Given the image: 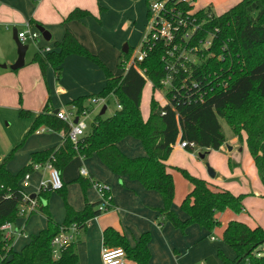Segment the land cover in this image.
I'll list each match as a JSON object with an SVG mask.
<instances>
[{
  "label": "trees",
  "instance_id": "1",
  "mask_svg": "<svg viewBox=\"0 0 264 264\" xmlns=\"http://www.w3.org/2000/svg\"><path fill=\"white\" fill-rule=\"evenodd\" d=\"M87 14V10L77 7L68 13L65 20L78 19ZM30 23L35 21L30 19ZM215 27L217 31L210 47L211 54L193 72L194 76L202 80L199 89L206 91L203 101L195 99L198 89L188 93L190 100L185 94L182 96L184 90L178 92V97L174 99L171 97L173 92H167L166 97L171 104L163 107H159L151 96L149 115L145 120L142 118L140 103L146 79L133 66H129L123 75H113L69 31L64 33L61 41L55 42L58 50L37 49L31 61L37 63L42 72L47 64L50 65L56 78L59 77L63 59L69 54L84 56L102 69L106 77L102 90L90 96H79L69 102L76 108L77 114L89 109L84 102L94 96L107 97L105 105L115 99L120 108L116 107L106 117L96 114L90 123V130L76 143L64 138L57 147L31 152L29 163L16 174H12L4 163L0 164V264H77L74 243L67 246L58 260H54L51 240L62 226L75 223L82 229L86 221L101 213L96 208L101 200L96 203L86 200L81 210H75L66 200V186L63 184L57 190L63 197L65 207L64 219L59 224L52 218L46 204L50 191H40L35 196L38 206L33 212L38 211L44 215L46 226L32 234L19 252L13 251L11 239L4 237L1 226L6 222L14 223L18 217L20 205L24 203V190L19 181L24 174L33 172L32 165L37 162L45 163L49 160L61 172L75 156L89 157L95 153L111 172L137 180L147 190L157 191L163 202L159 212L163 214L165 221L182 232L190 224H197L212 232L220 225L216 213L225 209L235 213L243 210L245 194L234 195L227 189L198 178L183 168L170 167L165 162L177 141L194 143L196 147L205 150H218L225 142L219 122V118H222L239 141L242 140L241 132L245 133L248 151L264 186V0H239L228 10L215 16L203 29L212 30ZM147 51L140 66L146 68V75L154 91L161 88L159 81L164 75L161 60L163 51L159 44ZM131 52L128 48L123 53L120 64L122 67ZM223 82H226V87H222ZM160 111L165 113L161 115ZM39 127H46L54 132H60L65 127L64 121L49 108L48 101L35 116L24 139ZM127 136L138 139L146 155L128 157L122 153L117 143ZM185 148L191 152L194 150L188 144ZM228 165H233L230 159ZM168 168L178 169L191 184L190 191L180 202V209L187 215L184 220L171 208L175 187ZM78 181L83 192L93 183L83 178H78ZM111 203L113 205L112 201ZM102 238L104 245L121 248L127 261L151 264L149 232L142 233L134 245L113 227H106ZM221 240L235 253V258L229 260L218 250L217 257L221 264H264V256L254 255L264 242V228L261 226L250 227L240 220L230 219L222 231Z\"/></svg>",
  "mask_w": 264,
  "mask_h": 264
},
{
  "label": "crops",
  "instance_id": "2",
  "mask_svg": "<svg viewBox=\"0 0 264 264\" xmlns=\"http://www.w3.org/2000/svg\"><path fill=\"white\" fill-rule=\"evenodd\" d=\"M77 7L87 10L88 14L78 19L65 20L68 13ZM146 17V0H0V29H4L8 33L11 43L13 27H16L17 32L25 30L23 27H29L31 31L35 32V25L39 24L50 32L48 40L50 42L39 44L37 43L39 38H37L34 43L37 49L58 50L56 47L53 48L52 44L61 41L64 33L69 31L87 50L95 54L115 76L122 75H116L117 71L113 70L120 54V45H127V50L128 48L132 50L133 45L140 38L139 31H141L142 23ZM30 19L35 23H30ZM9 27H12L11 35L8 32ZM15 59L16 56L11 58V54L6 58L8 62H14ZM25 65L30 66L20 70L16 78H13L19 83L33 81L35 87L39 88L36 115L47 101L50 109H59L79 96L98 93L106 84V77L102 69L96 63L78 54H69L63 59L58 78H56L54 69L48 64L43 72L38 64L32 61L29 64L24 62V67ZM2 67L5 66L2 65ZM150 99L151 97L149 103ZM149 103L146 111L141 110L140 103L144 120L149 115ZM84 105H86L85 102ZM103 106H106V111L107 105ZM103 106L100 107V110ZM38 130L34 132L35 135L46 132H51V134L48 138H41L42 140L34 137L30 139L32 144L29 147V155L20 163L21 165L29 162L31 152L61 145L67 128L64 127L60 132L51 131L46 127ZM241 134V141L238 140L233 146L227 145V147H231V150L225 149L224 144L218 150H206V153H215L213 155H217L221 150L226 152L223 155L224 161L221 163L217 161L216 157H213L212 168L215 172L213 177L206 172L205 166L202 167L200 164L193 171L175 165L176 162L173 159L175 149L185 151L184 155L193 152L181 147L177 144L178 141L172 146L165 161L170 167L183 168L188 173L219 188L227 189L234 195L245 194L244 208L241 212L235 213L228 209L216 213V217L220 221V229L218 228L220 237L230 219L240 220L250 227L259 225L264 228V186L248 151L245 133L242 131ZM117 146L128 157L146 155L140 141L133 137H125L117 143ZM228 159L233 163L232 167H229ZM6 167L12 174H15V170L10 169L7 165ZM81 168L86 170V175L80 173ZM173 169L168 168L171 174ZM60 175L66 186V200L75 210H81L86 200L89 203H96L100 199L94 185L90 184L83 192L78 178L90 182L106 183L109 186L113 202L111 209L89 219L86 221L85 227L80 229L74 242V250L78 258L77 264H93L101 261V251L110 248L103 244L102 234L106 227H113L125 235L131 245H134L142 233L149 232L148 249L151 264H197L210 257L219 259L216 256L218 252V249L215 248L217 246L216 236L197 224L188 225L183 232L175 228L169 221H165L163 214L159 212L163 202L157 191L147 190L139 181L111 172L95 153L89 157L75 156L62 169ZM46 178H48L47 170L41 168L33 171L30 175L29 185L25 190L29 194L35 193L39 181ZM174 187L171 208L181 220H184L187 215L180 209V202L190 191L191 184L188 182L182 189ZM51 202L54 201L50 194L46 200L48 209ZM49 211L51 213L50 209ZM64 216V206L58 217L52 215L59 224L63 221ZM26 217L25 220L16 218L8 231L13 251L19 252L30 240L32 234L38 233L46 226L44 215L38 211ZM207 236L212 244L203 242ZM211 236L214 239H211ZM23 237L24 241L20 242ZM219 250L227 259L235 258L233 251L234 256L230 258L225 254L222 246ZM218 262L221 263L220 260Z\"/></svg>",
  "mask_w": 264,
  "mask_h": 264
},
{
  "label": "built area",
  "instance_id": "3",
  "mask_svg": "<svg viewBox=\"0 0 264 264\" xmlns=\"http://www.w3.org/2000/svg\"><path fill=\"white\" fill-rule=\"evenodd\" d=\"M146 16L147 23L146 32L137 49V54L129 62V57L125 61L124 69L133 66L148 81L151 86L152 83L146 75V68L141 67L140 63L147 56V50L153 48L155 44H159L162 49L161 60L164 66V75L159 83L166 104H171L166 97L167 92H173L172 98L178 97V92L184 90L182 96L185 94L187 99L188 93L193 89L198 93V101H203L206 91H201L199 85L202 83L193 72L200 67L205 58L210 55V47L212 45L213 37L217 28L204 31L203 27L207 25L215 16L209 4L207 7H195L193 0H146ZM18 38L25 42L28 39L35 41L39 36L37 31L33 32L29 27L26 30L17 32ZM44 51H49V48H44ZM218 58L220 56H217ZM220 84V83H219ZM226 82L222 83V87H226ZM107 97H91L92 103H99L100 106L106 104ZM71 105V104H70ZM163 105V106H164ZM162 106V107H163ZM120 108L119 104H116ZM72 111L64 108L57 109L55 115L64 121L67 131L64 137L69 138L73 143L85 134L86 122L85 119L91 109L84 110L77 114L76 108L71 105ZM89 108V107H88ZM165 112L160 111L163 115ZM77 118L75 122L74 119ZM36 131H39L38 129ZM181 147H186L188 144L192 148L196 146L194 143H187L186 141H178ZM43 168L47 170L48 178L41 179L35 196L44 190L52 191L58 190L63 186L60 171L52 164L51 161L45 163H34L32 165L33 171ZM32 172H28L22 176L19 181L21 188L24 190V203L20 205L18 216H28L33 212L38 203L35 196L31 198V194L25 190L29 185V179ZM80 173L86 175V170L81 168ZM92 185L100 195L101 202L97 205L100 212L107 211L113 207L110 196V189L106 183L99 181H92ZM50 187V188H49ZM13 223L6 222L1 226L4 232V237L8 238V232ZM80 228L72 223L69 226H62L59 232L51 240V254L54 260H58L69 244L76 241ZM211 239H214L211 236ZM101 264H135L127 262L125 252L121 248H105L100 254Z\"/></svg>",
  "mask_w": 264,
  "mask_h": 264
},
{
  "label": "rangeland",
  "instance_id": "4",
  "mask_svg": "<svg viewBox=\"0 0 264 264\" xmlns=\"http://www.w3.org/2000/svg\"><path fill=\"white\" fill-rule=\"evenodd\" d=\"M237 1L238 0H193V3L195 4V7L198 8L207 7V5L209 4L210 8L213 10L215 14H221L222 12L228 10L230 7L236 4ZM146 6H147V2H146ZM146 23H147V17L146 19H144V22L142 23L143 25L140 29L141 31H139L140 38L138 39L137 43L133 45L132 52L129 56L130 60L128 59L129 62H131V59L137 54V49L146 32V26H145ZM11 28L12 27L8 28L9 30L8 32L10 35H11ZM26 28L27 27H23V29L25 30ZM36 31L39 36L38 37L39 40L37 43L40 44L43 42L45 43L50 42L48 40L47 41L44 40V38L41 36L40 32L37 29ZM24 43L28 45V49L26 50L24 60L26 64H29L33 54L37 51V47L34 44L36 42L27 40ZM122 46L123 44L120 45L119 47L120 54L118 56L117 62L113 67V70L117 71L116 75H120V74L123 75L125 73V69L120 65L121 61H123ZM52 47L55 48L54 43L52 44ZM10 54H11V58L13 56L17 57L16 44L13 38H12V43L10 42V40L8 39V33L5 32L4 29H0V164L4 163L5 166L6 165L9 166L10 169L16 171L15 172L16 174L21 167L29 163L27 162L24 165L20 164L29 155V149H30L29 147H31L32 144L30 139L32 137L39 139L41 138L44 139V137L48 138L51 132H46L41 135H35L34 133H30L24 139L26 131L30 128L36 116L35 112L37 109L36 107L38 105L37 99L40 90L38 87H35L33 81L31 83H29L28 81L19 83L17 80L13 78V77L16 78L20 70H23L24 68H27L30 65H25V67L23 65L21 68L12 70L10 68V65L13 62H8L6 60V58L10 57ZM2 65H5V67H2ZM151 95H153L159 107H162L166 103V100L161 90L156 89L153 91L150 83L147 81L146 84L144 85L141 95L142 111H146V109L148 108L149 98L151 97ZM85 104L89 107V109H91L87 115V118L85 119L86 122L85 132H88L90 130L91 121L93 120L94 116L98 114L100 111V107H99L100 104L92 103L90 97L85 100ZM61 108L72 111L71 105L69 103L65 104ZM115 109H116V101L115 99H113L110 101L109 104H107V110L102 114L103 117L112 114ZM219 122L221 124L223 133L225 135V143H224L225 149H228L229 146L227 147V145L233 146L235 142H238V138L232 132V130L227 125L224 119L219 118ZM40 128L42 127H39V129ZM127 137H131V136H127ZM183 152L178 149L174 150L173 159L176 162L175 164L176 166L185 167L187 168V170L193 171L194 169H197V167L200 164L202 167L205 166L207 173H208L207 167L210 168L213 167L212 164L213 157L214 158L216 157L217 161L221 163L224 161L223 155L226 154L225 150H221L219 153H217V155H213L215 153L209 154L206 153L207 151L205 149L200 147H195L192 154L185 153L184 155ZM201 154H205V156L202 158L200 156ZM172 177L174 181V186H176L177 189L178 188L182 189L188 183L187 179L176 168L172 170ZM50 194L52 195V199L54 202H51V204L49 205V209L51 210V214L53 216L58 217V215L63 211V206H64L63 197L61 196L60 192L57 190L50 191L48 195L49 197ZM226 210L228 209H225L224 211ZM17 218H22L25 220L27 217L18 216ZM219 226L215 227V229L211 232L212 235L217 237V240L215 241V243H217V246H215V248L219 250L222 246V249L225 252V254L229 255L230 258H233L234 254L232 250L229 248L228 245L224 244L221 241V237L219 235V229H220ZM28 230H30V228H28ZM28 230L26 231V234ZM8 231L9 230H5V232ZM24 239H25L24 237L21 238L20 242L24 241ZM203 242H205V244H212V241L210 240L209 236H207L205 238V241ZM254 255L264 256V242L254 252ZM218 261L219 259L217 260L214 257L213 258L210 257L201 260L197 264H221ZM100 262L101 261H99V263H93V264H101Z\"/></svg>",
  "mask_w": 264,
  "mask_h": 264
},
{
  "label": "water",
  "instance_id": "5",
  "mask_svg": "<svg viewBox=\"0 0 264 264\" xmlns=\"http://www.w3.org/2000/svg\"><path fill=\"white\" fill-rule=\"evenodd\" d=\"M35 28L40 32L41 36L45 39V40H49L50 39V32L45 29L43 26L37 24L35 25ZM12 38L16 44V52H17V57L15 59V61L10 65V68L12 70H16L18 68H21L24 65V58H25V53L26 50L28 49V45L25 44L24 42H22L18 36H17V29L16 27L12 28ZM127 51V45H123L122 46V52H126ZM5 66V65H4ZM106 106H103L100 110V114H103L105 112ZM57 111V109L53 110V114H55ZM74 121H77V118L74 119ZM228 149L230 150L231 147L229 146ZM202 158L204 157V154L200 155ZM207 171L208 174L213 177L215 175V172L212 168L207 167ZM50 188V187H49ZM35 196V193L31 194V198H33Z\"/></svg>",
  "mask_w": 264,
  "mask_h": 264
}]
</instances>
